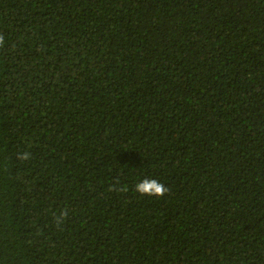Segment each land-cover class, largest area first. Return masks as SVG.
Returning <instances> with one entry per match:
<instances>
[{"label":"trees","instance_id":"obj_1","mask_svg":"<svg viewBox=\"0 0 264 264\" xmlns=\"http://www.w3.org/2000/svg\"><path fill=\"white\" fill-rule=\"evenodd\" d=\"M0 35V264H264V0H0Z\"/></svg>","mask_w":264,"mask_h":264},{"label":"clouds","instance_id":"obj_2","mask_svg":"<svg viewBox=\"0 0 264 264\" xmlns=\"http://www.w3.org/2000/svg\"><path fill=\"white\" fill-rule=\"evenodd\" d=\"M4 37L0 35V47L4 45ZM30 153L25 151L21 155H19V159L21 161H27L30 159ZM135 190L140 193L141 195H147V196H155V197H163L169 189L165 188L164 185L160 182H158L155 179H148L145 178L139 183L135 185ZM61 217L67 216V211H64L60 214ZM59 222V219L58 221Z\"/></svg>","mask_w":264,"mask_h":264}]
</instances>
